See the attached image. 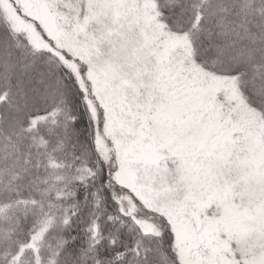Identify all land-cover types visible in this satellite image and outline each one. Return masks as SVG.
I'll use <instances>...</instances> for the list:
<instances>
[{"label": "snow or ice", "instance_id": "6c2138e0", "mask_svg": "<svg viewBox=\"0 0 264 264\" xmlns=\"http://www.w3.org/2000/svg\"><path fill=\"white\" fill-rule=\"evenodd\" d=\"M0 264H264V0H0Z\"/></svg>", "mask_w": 264, "mask_h": 264}]
</instances>
